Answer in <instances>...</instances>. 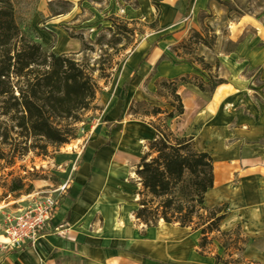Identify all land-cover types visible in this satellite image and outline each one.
<instances>
[{"label":"crops","instance_id":"obj_1","mask_svg":"<svg viewBox=\"0 0 264 264\" xmlns=\"http://www.w3.org/2000/svg\"><path fill=\"white\" fill-rule=\"evenodd\" d=\"M179 41L161 36L152 45L139 44L132 51L122 72V88H117L125 90L124 99L122 94L106 121L114 124L111 146L91 143L65 159L66 189L42 237L32 247L0 254V264H215L212 255L198 254V232L162 222L146 228L136 221L140 186L123 181L128 174L135 177L142 149L154 137L149 127L130 119L125 106L127 101H145L154 93V88H141L151 68L159 60L156 79H206L194 65L160 52V44L171 48ZM67 46L64 49L72 53L80 50L79 42ZM262 54L256 49L254 56ZM217 60L226 76L219 77L225 83L213 95L201 93L192 84L177 87L184 110L181 118L188 119L182 135L192 137L196 149L212 158L214 184L205 196V205H225L231 226L239 225L246 237L259 242L264 240V200L260 195L264 190V116L262 109L252 104L254 88L243 75L251 57L239 43L233 53ZM134 66L141 67L135 71ZM222 108L231 110L230 118L223 116ZM138 136L143 137L140 155H124L120 151L127 147L123 142L128 145ZM11 205L0 203V209L11 210ZM246 255L250 261L264 264V248L249 246L243 257Z\"/></svg>","mask_w":264,"mask_h":264},{"label":"rangeland","instance_id":"obj_2","mask_svg":"<svg viewBox=\"0 0 264 264\" xmlns=\"http://www.w3.org/2000/svg\"><path fill=\"white\" fill-rule=\"evenodd\" d=\"M11 2L16 25L23 37L39 44L46 54L72 58L89 72L96 85L95 99L89 110L79 115L78 123L52 120L54 127L72 136L68 138L67 144L60 147L44 139L34 138L18 129L16 124L7 118H0V203H13L11 210L25 207L27 204L19 201L28 195L52 193L64 186L67 157L78 154L91 143L98 146L106 142V145L111 146L113 131L108 129L106 121L113 107L121 100L123 93L117 88L121 87L122 72L126 68L127 58L139 44L152 45L156 38L171 36L180 40L179 43L171 48H166L167 45L162 43L159 45L162 50L159 49L160 52L170 53L173 59H177L175 54H179L187 64L190 65L192 62L199 70L197 64L201 62L210 76L221 78L226 74L220 68L217 59L221 55L235 51L237 45L243 43L244 52L251 57V63L243 75L254 88V92L250 94L252 104L262 109L264 116V0L47 2L11 0ZM66 11L64 15L57 16ZM124 28L126 32H122ZM194 34L200 35L201 41L195 38L189 43L188 39ZM76 39L84 43L87 47L85 51H82L81 44L80 50L75 53L67 49L56 50L58 44L62 43L66 48L67 44L79 42ZM97 40H100L101 47L96 45ZM256 49L262 50L263 54L254 56ZM145 53L148 55L149 51ZM158 63L159 60L151 68L149 79L141 88H154V93L148 95L149 98L144 102L151 103L152 107L163 108V104L172 100L163 88L172 87L171 81L164 80L166 85H163L161 79L153 77ZM140 67L134 66V70L137 71ZM201 72L207 78L208 73ZM156 88H159L162 98L156 97ZM127 102H125L127 110L138 115L136 118L130 116V119L147 127L150 122H155L141 116L144 111L149 110L147 107L131 108V104ZM222 110L223 116L230 118L228 112L231 110L227 111L225 108ZM187 121V118H179L172 124L171 129L175 134L182 135L188 127ZM122 146L126 147L127 143L124 141ZM129 172L132 173V170ZM129 178L128 174L123 181L130 185L137 184L135 177ZM12 188L20 189L11 193ZM218 207H222L227 215L226 220L219 226L220 231L232 230L235 226H231L227 207L225 205ZM224 241L215 236L206 252L212 257L219 256L230 264L238 262L258 264L250 261L248 255L239 261L243 255L240 256L233 250L223 252L220 244ZM249 246L264 248V240L259 242L250 240Z\"/></svg>","mask_w":264,"mask_h":264},{"label":"trees","instance_id":"obj_3","mask_svg":"<svg viewBox=\"0 0 264 264\" xmlns=\"http://www.w3.org/2000/svg\"><path fill=\"white\" fill-rule=\"evenodd\" d=\"M65 13L67 11L57 16ZM194 39L201 41L202 38L194 34L188 39L189 43ZM76 40L85 51L84 43ZM96 45L101 47L100 40ZM175 55L181 62L186 61L179 54ZM197 65L208 73L206 80L185 77L172 81V88H163L172 99L163 104V108L152 107L151 103L144 101L131 103V108L147 107L149 110L141 116L155 120L148 124L154 137L145 144L134 173L140 186L134 218L146 228H155L162 222L198 232L200 256H210L206 249L215 236L225 240L220 244L223 252L233 250L242 256L250 239L242 233L239 225L227 232L220 231L226 213L222 207L205 205V196L214 184L211 157L196 149L192 137L177 135L171 129L184 112L177 92L178 84H192L201 93L211 96L225 83L223 79L210 76L203 63ZM160 82L166 85L163 79ZM156 90V97L162 98L159 88ZM122 91L124 99L125 90ZM95 94L96 85L89 72L72 58L46 54L39 44L23 37L15 22L11 0H0V118H7L34 138L60 147L72 136L54 127L52 120L78 123L79 115L89 110ZM127 115L138 116L129 110ZM113 125L109 122L106 126L110 129ZM18 189L12 188L10 192ZM213 259L215 264H230L219 256ZM242 259L243 256L239 261Z\"/></svg>","mask_w":264,"mask_h":264},{"label":"built area","instance_id":"obj_4","mask_svg":"<svg viewBox=\"0 0 264 264\" xmlns=\"http://www.w3.org/2000/svg\"><path fill=\"white\" fill-rule=\"evenodd\" d=\"M65 189L28 195L19 201L27 205L19 209H0V254L36 245Z\"/></svg>","mask_w":264,"mask_h":264},{"label":"bare ground","instance_id":"obj_5","mask_svg":"<svg viewBox=\"0 0 264 264\" xmlns=\"http://www.w3.org/2000/svg\"><path fill=\"white\" fill-rule=\"evenodd\" d=\"M65 45H63L62 43L58 44L56 46V50L60 51L62 49H64ZM137 99H140L139 95L136 96ZM143 142V137L142 136H138L136 137L135 141L130 142L126 148H120V151L126 155V156H130V157H137L140 155V149H141V145ZM261 198L264 200V190H262L260 192Z\"/></svg>","mask_w":264,"mask_h":264}]
</instances>
